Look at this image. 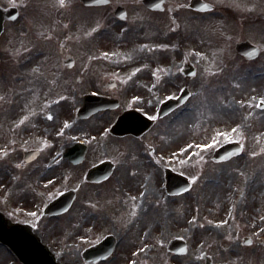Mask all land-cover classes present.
I'll return each instance as SVG.
<instances>
[{
    "label": "rangeland",
    "instance_id": "obj_1",
    "mask_svg": "<svg viewBox=\"0 0 264 264\" xmlns=\"http://www.w3.org/2000/svg\"><path fill=\"white\" fill-rule=\"evenodd\" d=\"M113 1L126 6L129 23L144 29L125 35L122 31L123 36L118 35L122 40L117 41L111 12L103 14L101 9L83 8L78 0H65L64 6L58 0H0V4L20 10L19 18L6 25L0 38V95L18 92L42 108L51 103V94L53 97L59 93L58 96L65 94L63 105L71 102L77 107L88 90L101 91L98 76L84 75L76 83V96L72 94L64 77L77 75L60 73L59 48L74 56L77 71L85 67L92 46L107 51L116 64L119 59L127 61V65L136 59L173 62L177 71V64L186 58L197 73L192 80L177 76L174 81L180 88L187 87L192 96L173 115V161L168 166L186 176L191 188L180 196H167L161 186V172L157 187L152 185L154 188L150 189L148 185L153 180L147 178V170L136 177L130 188H119L118 151L123 142L99 137L102 126L95 125V141L77 168L78 177L71 186L77 189L76 203L69 214L41 227L43 241L61 264H83L80 257L87 244L78 245L75 238L89 237L94 241L101 234L116 237L118 247L111 258L100 264H167V259L173 264H204L202 254L215 264H264V109L259 108V102L264 104V0H204L213 6L206 13L188 9L189 0H166L165 11L155 16L140 10L139 0ZM148 21L152 22L149 30ZM95 27L102 30L98 36L91 35ZM244 40L260 48L257 60L246 62L235 53L234 44ZM6 46L12 49L8 52ZM29 57L32 60L24 67L32 75L26 78L20 70L23 66L18 64ZM51 60L58 68L53 78L66 82L68 92L74 96L71 101L67 89L53 90L41 97L37 94L38 88L42 93V88L35 80L48 81L36 77H46L48 68L44 64ZM135 68L134 64L110 72L111 76L122 78L131 75ZM53 83L56 85L52 81L49 88L54 87ZM107 115L102 120L108 119ZM11 117L13 114L0 111L2 122ZM98 120L95 117L91 123H99ZM3 133L0 131V135ZM227 141L242 143V154L226 163H213L212 151ZM111 157L118 161L108 183L95 186L77 181L92 163ZM17 183L23 182L14 184ZM141 191L146 193L145 202L138 208ZM16 197L11 192V200ZM85 202L99 215L95 234L91 233L92 228L77 226L74 219ZM0 207L6 208L2 203ZM244 237L252 240L250 246L242 245ZM172 238L186 241L187 254L169 256L164 246ZM143 246L146 248L142 251ZM138 248L140 254L133 258ZM0 264L19 263L0 246Z\"/></svg>",
    "mask_w": 264,
    "mask_h": 264
},
{
    "label": "flooded vegetation",
    "instance_id": "obj_2",
    "mask_svg": "<svg viewBox=\"0 0 264 264\" xmlns=\"http://www.w3.org/2000/svg\"><path fill=\"white\" fill-rule=\"evenodd\" d=\"M118 26L114 27L115 30H118ZM107 63V61H96L92 55L87 66L76 71V75L95 76L105 74L108 69ZM137 63L139 65L135 69V75L123 78L122 81L117 80L118 85L111 92H107L105 89L103 94L117 98L119 101V109L107 112L109 113L107 122L103 120L93 125L80 126L79 119L75 114L78 107H73L71 102L68 106L58 103L52 111L39 107L31 108V106H34L33 99L25 98L24 104L29 107L21 108L14 103L15 96H20V94L12 93L11 102L7 103V106H11L13 117L8 121L5 119L4 122L0 119V130L6 124L9 126L10 141L17 139L32 144L42 140L51 143L45 146L44 153L42 152L43 156L41 157V153L40 157L34 162H19L17 157H11L10 160L6 156L0 157V195L1 197L7 195V199H1V203L6 206L5 212L11 219L33 224L37 229L42 225L41 219H49L39 217L41 219L38 220L37 211L39 209L34 210L37 200H29V197H46L56 191H59L57 192L59 194L66 190H61L62 188L75 182L78 177V165L71 164L68 160L63 159L62 155L65 147L78 142L80 132L84 134L92 133L95 129L93 126L99 124H101L102 129H105L116 117L126 116L127 113L132 111L152 119L157 114L159 101L170 98L174 94L176 85L172 81L175 74L173 67L165 71L163 70L164 66L157 67L156 65L159 62L153 60ZM119 64H121V68L125 67L124 61ZM117 69H120L119 65ZM156 73H158V76H155ZM46 111L47 113L52 111V114L48 115L47 120L44 121L42 114ZM20 112L27 113L19 118ZM168 118L169 116L152 120L153 125L150 130L140 137L131 134L122 137L109 135L111 140L123 142L119 153L123 184H134L136 177L142 175L143 170H147V178L153 180V183L148 185L149 188L153 189L154 186L151 187L152 185L157 187L160 164L158 157L159 145L161 144L162 153H168L172 144L170 135L173 125ZM135 121L131 120L132 126ZM135 125L137 126V123ZM8 142L3 135H0V147L8 145ZM56 152L59 153V160L66 166L65 169L63 168L64 165L53 161ZM21 172L24 173L21 174ZM20 180L23 183H17L16 186L14 183L20 182ZM20 190L21 192H19ZM11 192H14L17 196L15 201L11 200ZM74 219L77 226L95 228L98 226L99 215L86 203L82 204V209L78 211Z\"/></svg>",
    "mask_w": 264,
    "mask_h": 264
},
{
    "label": "water",
    "instance_id": "obj_3",
    "mask_svg": "<svg viewBox=\"0 0 264 264\" xmlns=\"http://www.w3.org/2000/svg\"><path fill=\"white\" fill-rule=\"evenodd\" d=\"M85 5H97L104 3L103 0H81ZM144 4L148 7L155 8L161 3L160 0H144ZM192 7L200 10H209L210 6L205 5L200 0H192ZM236 50L244 55L247 59H254L258 56L259 50L255 46L251 45L249 42H242L236 45ZM192 73V68H190L189 75ZM185 96L182 95L177 101H168L163 104V108L171 109L175 107L178 103L184 101ZM262 106V105H261ZM263 107V106H262ZM241 149L236 143H228L217 149L214 153V160H227L234 155H238ZM174 177V185L171 183V191L176 193L188 189V183L186 179L181 176L169 175V178ZM178 185V186H177ZM178 187V188H177ZM180 187V188H179ZM175 189V190H174ZM179 189V190H178ZM0 242L8 246L12 253H14L20 261L24 264H57L53 255L48 252L47 248L41 245L39 239L33 235L29 228L21 225L10 224L6 219L0 215ZM107 246L111 244L108 241ZM245 244H249L248 241ZM171 245L179 248L176 250L179 253H185L184 243L179 240H174ZM111 247L109 248V250ZM173 249V248H172Z\"/></svg>",
    "mask_w": 264,
    "mask_h": 264
},
{
    "label": "snow or ice",
    "instance_id": "obj_4",
    "mask_svg": "<svg viewBox=\"0 0 264 264\" xmlns=\"http://www.w3.org/2000/svg\"><path fill=\"white\" fill-rule=\"evenodd\" d=\"M58 3L60 6H64L65 0H58ZM202 147H208V145H202ZM181 150H183V149H181Z\"/></svg>",
    "mask_w": 264,
    "mask_h": 264
}]
</instances>
